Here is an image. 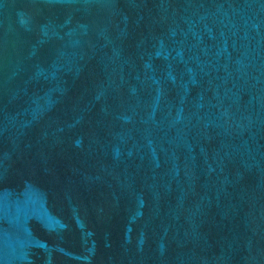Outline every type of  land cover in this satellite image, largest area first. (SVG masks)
Instances as JSON below:
<instances>
[{
  "label": "water",
  "instance_id": "95a60500",
  "mask_svg": "<svg viewBox=\"0 0 264 264\" xmlns=\"http://www.w3.org/2000/svg\"><path fill=\"white\" fill-rule=\"evenodd\" d=\"M0 264H264V0H0Z\"/></svg>",
  "mask_w": 264,
  "mask_h": 264
}]
</instances>
